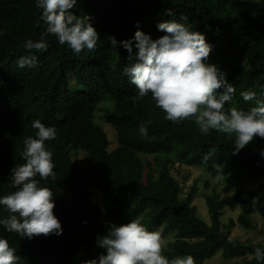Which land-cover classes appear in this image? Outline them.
<instances>
[{
    "label": "trees",
    "instance_id": "1",
    "mask_svg": "<svg viewBox=\"0 0 264 264\" xmlns=\"http://www.w3.org/2000/svg\"><path fill=\"white\" fill-rule=\"evenodd\" d=\"M71 11L87 18L95 28V48L76 55L55 36L47 35L49 47L37 55L36 66L19 68L16 61L32 55L24 52L23 43L39 40L46 25L34 0H0V197L16 190L11 169L26 162L23 141L35 138L37 131L32 122L38 119L57 133L54 140L45 142L46 150L53 153L55 179H36L40 187L53 193L54 215L62 234L28 240L0 225V238L7 239L15 250L18 264L98 260L101 253L106 254L97 244L98 237L105 236L110 226L133 219H139L151 232H175L174 239L163 245L162 254L170 260L191 256L194 264H202L220 250L225 259L234 258L229 264H264L254 255L257 247L264 251L263 241L229 235L237 225L256 229L251 217L255 212L264 218V181L257 188L234 191L240 213L226 223L220 219L226 198L216 190L207 194L208 224L193 204L196 183L183 188L187 174L181 182L173 174V165L164 159L156 176L150 172L143 179L144 163L136 154H153L148 158L150 164L161 159L156 153L174 151L176 161L203 166L212 176L255 180L264 175V157L260 155L264 139L256 137L251 146L234 154V136L215 130L202 134L194 119H164L165 113L151 93L138 97L137 88L123 74L122 69L132 61L127 60L129 53L121 43L133 40L137 30L156 40L166 34L158 30V24L172 20L200 32L212 46L205 63L216 65L235 88L224 111L235 107L248 112L256 100L244 101L242 92L253 91L257 99L264 100V4L252 10L245 0H77ZM109 37L116 39L115 46ZM70 74L83 90L69 89ZM105 93L115 100L114 109L105 110L118 141L112 151H107V135L94 120ZM142 123L147 136L139 131ZM71 149L86 152L88 181L70 155ZM88 185L101 192L102 201L94 198ZM9 215L0 205V219Z\"/></svg>",
    "mask_w": 264,
    "mask_h": 264
},
{
    "label": "clouds",
    "instance_id": "2",
    "mask_svg": "<svg viewBox=\"0 0 264 264\" xmlns=\"http://www.w3.org/2000/svg\"><path fill=\"white\" fill-rule=\"evenodd\" d=\"M76 3L77 0H34L35 10H41L40 20L46 28L39 40L28 39L23 43L24 52L32 55L21 56L16 61L19 68L36 66L37 55L49 47L45 39L47 35L55 36L59 44L67 45L76 55L95 48L98 34L87 18L73 14L71 10ZM157 28L166 34L156 40L137 30L134 45L133 40L121 42L129 53L127 60L132 61L122 72L137 88L138 97L151 93L168 121L194 119L202 134L215 130L234 135V154L254 138L264 139V100L257 99L255 92L241 93L246 102L256 100V106L250 111L235 107L228 113L224 111V105L232 99L235 88L216 65L205 63L212 51L205 36L190 31L185 24L175 20L161 22ZM109 40L113 46L117 44L114 37ZM221 88L223 92L218 94L217 90ZM105 98L114 101L115 106L112 96H105L99 102ZM107 109L112 111L114 108ZM31 126L37 131L35 138L29 136L23 141L22 157L26 162L11 169V184L16 190L0 197V205L11 214L0 219V225L9 233L28 240L41 235L62 234L61 223L54 215L53 193L48 187H40L36 179L37 176L45 181L49 177L55 179L53 153L46 150L45 142L56 138V129L45 126L38 119ZM139 131L147 136L146 124H140ZM260 155L264 157V150ZM221 179L220 175L216 176L217 181ZM97 244L106 250V254L101 253L98 260H86L83 264H194L191 256L171 260L164 256L161 234L148 231L139 219L121 226H110L105 236L98 237ZM254 255L258 262H264L261 248L257 247ZM18 261L19 257L8 240L0 238V264H18Z\"/></svg>",
    "mask_w": 264,
    "mask_h": 264
},
{
    "label": "rangeland",
    "instance_id": "3",
    "mask_svg": "<svg viewBox=\"0 0 264 264\" xmlns=\"http://www.w3.org/2000/svg\"><path fill=\"white\" fill-rule=\"evenodd\" d=\"M245 2L247 6L252 10H257L260 6H262V4H264V0H245ZM69 88L72 91L83 90L82 85L75 79V77L72 74L69 75ZM105 96L111 97L107 93L103 95V97ZM113 102L110 98H105L104 100L99 102L100 104L98 105L97 110L94 111V120L96 119L95 122L100 125V127L104 130L105 134L107 135V139H108L107 151H112L118 145L116 131L111 125V123L107 119H105V113H104L105 109L111 107L114 108ZM248 145L251 146L252 142L249 143ZM136 154L144 163V168L142 171L143 179H146V177L150 174V172H152L153 175L156 176L158 174L160 166L162 165L161 161L164 159L168 161L169 166L173 165L174 167L173 174H175L181 182H182L181 180L182 176L187 174V181L182 182L183 188L187 190L190 185L196 183L197 193L194 196L193 204L197 208L198 216L201 219L205 220L208 224L211 223V217L208 212V206L206 201L207 194H210L214 190H216V192L219 193L220 197L226 198L227 202L220 216L221 221L226 223L228 219L231 217L236 219L238 214L240 213V205L234 199L233 196L234 191L237 188H242L244 190L254 189L257 188L264 181V175L258 177L255 180H244V181H237L232 178L226 179L225 177L221 176L222 179L220 181H217L216 176H212L203 166L200 168H202L205 172L198 167L200 165L198 166L187 165L180 161H176L174 157V151L156 153V155H158V157H160L161 159L157 161H153L150 164L147 163L149 161L148 158H151L153 154H147L144 152H136ZM71 156L82 168L87 179V174H86L87 160H86L85 152L80 150L77 151L72 150ZM88 188L92 191L94 198H97L99 201H102V195L99 190L94 189V187L91 185H88ZM251 217L257 223V228L246 229L238 225L234 226L230 230V234H229L232 239L251 238L255 242H262V241L264 242V218L258 212L253 213ZM159 233L162 236L163 245H167L175 237L174 231H171L166 234H162L161 231L159 230ZM238 259L240 260V258ZM233 260L234 258L225 259L222 256V252L219 250L211 258L206 259L202 264H229L230 261Z\"/></svg>",
    "mask_w": 264,
    "mask_h": 264
},
{
    "label": "bare ground",
    "instance_id": "4",
    "mask_svg": "<svg viewBox=\"0 0 264 264\" xmlns=\"http://www.w3.org/2000/svg\"><path fill=\"white\" fill-rule=\"evenodd\" d=\"M94 53V52H93Z\"/></svg>",
    "mask_w": 264,
    "mask_h": 264
}]
</instances>
